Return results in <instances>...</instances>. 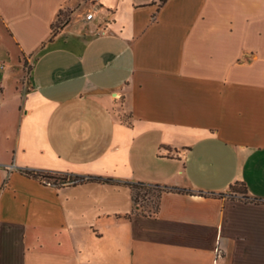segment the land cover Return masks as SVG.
Listing matches in <instances>:
<instances>
[{
  "label": "crops",
  "instance_id": "0c3cea01",
  "mask_svg": "<svg viewBox=\"0 0 264 264\" xmlns=\"http://www.w3.org/2000/svg\"><path fill=\"white\" fill-rule=\"evenodd\" d=\"M72 1L0 0V264H264V0Z\"/></svg>",
  "mask_w": 264,
  "mask_h": 264
},
{
  "label": "trees",
  "instance_id": "16d2710c",
  "mask_svg": "<svg viewBox=\"0 0 264 264\" xmlns=\"http://www.w3.org/2000/svg\"><path fill=\"white\" fill-rule=\"evenodd\" d=\"M162 2H164V0H161ZM60 16V13L58 15V17ZM55 25V24H54ZM54 30V26L52 27V36L56 33L53 31ZM24 175L31 177L33 179H36L40 182H42V180H53L54 184H62V183H69L71 185L74 184H79V183H83V182H98V183H103V184H114V181L111 179H104V178H100V177H87L84 178L82 176H72V175H66V174H57V173H50V172H43V171H38V170H30V169H24L21 171ZM121 185L123 186H127L131 192H132V201H133V205H134V209L137 210V199H138V189H150L152 187L158 188V186H151V185H147V184H143V183H122ZM234 186H238L241 191H242V199L244 201H251V202H259V200L257 199H250L247 196V192H246V188L245 185L243 183H239L236 182L234 183L232 186H230L229 189L233 188ZM164 191V189H163ZM179 192H182L181 190H178ZM158 199L159 196H157L156 198V205L153 209L152 213H141L139 212L141 215H154L157 213V209H158Z\"/></svg>",
  "mask_w": 264,
  "mask_h": 264
},
{
  "label": "rangeland",
  "instance_id": "374dc122",
  "mask_svg": "<svg viewBox=\"0 0 264 264\" xmlns=\"http://www.w3.org/2000/svg\"><path fill=\"white\" fill-rule=\"evenodd\" d=\"M89 0H73L70 4L66 5L62 11L60 12V16L58 17V21L54 25V32H57L59 29L66 25L74 12L78 9L81 10L85 7V3ZM81 7V9H80ZM87 10H83L86 13ZM163 191L162 188L152 187L148 190L146 189H138V199H137V210L141 213H152L153 209L156 205V198ZM229 195H234L238 197H242V191L238 186H234L229 189Z\"/></svg>",
  "mask_w": 264,
  "mask_h": 264
},
{
  "label": "built area",
  "instance_id": "2783aa9c",
  "mask_svg": "<svg viewBox=\"0 0 264 264\" xmlns=\"http://www.w3.org/2000/svg\"><path fill=\"white\" fill-rule=\"evenodd\" d=\"M92 19H93V14L88 12L85 15V20L86 21H91ZM42 183H44L46 185H50V186H66V185H71L69 183H62V184L55 185L53 180H42Z\"/></svg>",
  "mask_w": 264,
  "mask_h": 264
}]
</instances>
